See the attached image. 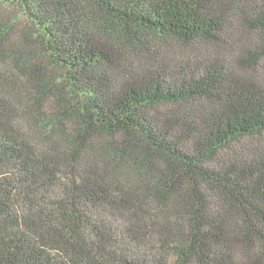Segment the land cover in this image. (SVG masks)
<instances>
[{"label": "trees", "instance_id": "1", "mask_svg": "<svg viewBox=\"0 0 264 264\" xmlns=\"http://www.w3.org/2000/svg\"><path fill=\"white\" fill-rule=\"evenodd\" d=\"M0 5V264H264V0Z\"/></svg>", "mask_w": 264, "mask_h": 264}, {"label": "rangeland", "instance_id": "2", "mask_svg": "<svg viewBox=\"0 0 264 264\" xmlns=\"http://www.w3.org/2000/svg\"><path fill=\"white\" fill-rule=\"evenodd\" d=\"M0 16H4L5 18H9L15 23V26L21 28V29H26L29 28V22L24 18L23 16L20 15V13L7 6H2L0 5Z\"/></svg>", "mask_w": 264, "mask_h": 264}]
</instances>
